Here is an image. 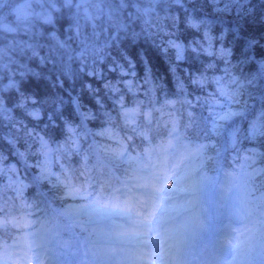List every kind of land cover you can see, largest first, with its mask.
<instances>
[{"label":"trees","instance_id":"1","mask_svg":"<svg viewBox=\"0 0 264 264\" xmlns=\"http://www.w3.org/2000/svg\"><path fill=\"white\" fill-rule=\"evenodd\" d=\"M256 71L264 76V0L230 6L215 0H0V217L26 202L43 224L55 223L47 242L59 250V260L80 262L72 233L56 212L69 196L56 177L41 178L47 176L41 141L51 149L47 166L60 177L69 174L75 182L89 171L104 180L107 169L97 154L111 160L123 147L141 150L146 138L155 144L173 115L183 133L177 144L213 138L206 145L211 166L252 145L264 171V137L251 133L264 113V78L255 93L242 86ZM197 78L205 83H193ZM221 86L230 104L241 98L243 104L252 93L253 100L242 115L210 125L213 102L227 101ZM120 104L136 107L134 123L125 120ZM73 135L77 150L70 147ZM18 233L6 221L0 242ZM92 251L106 253L99 245Z\"/></svg>","mask_w":264,"mask_h":264},{"label":"rangeland","instance_id":"2","mask_svg":"<svg viewBox=\"0 0 264 264\" xmlns=\"http://www.w3.org/2000/svg\"><path fill=\"white\" fill-rule=\"evenodd\" d=\"M84 1L87 2L88 0H84ZM215 1H216V3L219 4V6H230L231 4L238 2V0H215ZM85 5L87 6V4H85ZM25 11H27V10H24V8L20 9L21 13H24ZM171 43L173 44V46H176V50L178 52H180L181 48L179 46L177 47L176 42L171 41ZM95 52L96 53L94 54V56L90 57V59H87V61H85V63L91 62L92 58H96L95 55L97 54L98 51H95ZM84 57L87 58L86 53H85ZM258 71H256L257 73L256 72L248 73V74H251L250 79L248 81H244L242 83V86L245 88V90L247 92L248 91L252 92V90L255 89L253 91L255 93V91L259 88V85L262 84V80H263L264 76L262 74L261 78H259ZM248 82H250V85L248 84ZM262 87H264V86H262ZM246 94H245V96H246ZM252 96H253V93H252ZM252 96L250 99L245 100V102L243 104H242V102L240 103V101L243 100L242 98L239 101L238 100H232L231 105L227 106L217 116L216 125H217L218 119L221 120V123L223 124L225 120H227L233 116L242 115L244 113V108H245L246 104L251 103V101L253 100ZM120 106H121L120 110L123 113V115L125 116V118L128 121H133L136 107L134 105H128V104H120ZM261 116L262 117L255 120V122H254L255 124H252L251 133H253L254 137H259V136L264 137V113H262ZM173 134H174V132L169 133V135H171V136ZM41 142L45 145L44 140H42ZM46 147L49 149L48 145H46ZM193 148H197V147H193ZM193 148H190L188 150H184L183 153H181V155H179L178 157H175V158H178L179 164L174 165V166L175 167L178 166V168H180L181 170L184 169L183 168L184 161L187 159H191V157L194 156L198 152L197 151V152L193 153L192 152ZM198 150H199V147H198ZM172 151H173V148L169 145L161 151V154L165 158L166 166H164V167L163 166L162 167H159V166L152 167L153 171L155 172L154 177L142 179L141 180V186H139L140 183L135 184V185L132 184V186L130 187L131 191L129 193V197H127L129 202L132 201V198H134V196L137 197V195L135 193L145 192L146 191L145 188L148 187L149 184L153 185L150 189H155L154 187L156 186L157 183H161V182L165 183V181L167 179L168 180H171V179L175 180L174 177H179V172L181 170L176 171L174 169H170L169 167H171L172 164L169 160L166 159L167 158L166 155ZM47 158L49 159L48 156H47ZM91 162L92 163L96 162L94 155H91ZM9 163H11V162H9ZM5 167L6 166H3V168L1 170L6 171ZM161 169H163V170H161ZM230 176H231L230 169H223L222 170V176L220 177L219 181L217 182L218 185L216 188V196H215V199H212V200L207 199V193L209 192L208 191V188H209L208 185L212 181L215 183V176H214V179L213 178H210V179L207 178L205 182L199 181V180H196L193 178L192 179H186L184 181H180L179 182V189L182 190L185 187H189L188 190L189 191L191 190L190 191L191 196L188 197V201L186 199L182 200V202H183L182 205H180L176 209H174V208L176 206H178L179 203L175 202V201H171L172 204L170 203V206H171V208H173V210L171 212L170 211L167 212L164 216H162L163 222L160 223V225L157 227V228H159V232L154 234V235L162 234L160 236V240L155 241L157 243L148 244V245H146V248H145V247L139 245L136 240H130V241L125 240L124 241L125 237H118V236H115L113 238H117V239H115L116 241H124V242H128L130 244L131 254L134 255V258H135V261L137 264H143V263L146 264V262L149 263L148 260H153L154 262H156V264H173V262L177 259V257L181 256L174 251L175 242H177L178 239L180 238L179 233H187L188 236L196 234L195 228H192L191 226H197L201 231L205 230V234H203V235L207 238H220V236H217V235L222 230H225L223 235H224V237H226L225 232H231V231H233V229L241 227V226H239V222H241V219L243 218L242 211H247L245 205H249L247 193L239 190L237 188V186L235 185V183H237L238 180L234 182V181H232V179H229ZM229 183L233 185L232 188H230V189L227 188ZM189 184L191 185V187L189 186ZM62 186L65 189V191L67 189L73 190V194L71 196H69V199L66 198L67 199V201H65V203L67 205L66 208L64 210H62V214L64 216H66L68 219H75L78 221L81 219V217H83L85 215L88 216L90 219H94V218H98L101 213H102V215L106 214L102 211H100V213L98 212L99 209L105 208L104 205H101L98 203V200H97L98 198H96L94 196H88L89 197L87 199L88 205H86L87 203H84V201L82 202V201L75 198V197H77L78 194L75 192L73 187H70L67 185L65 180H64V184H61V187ZM167 186H175V184L173 185V183H170ZM62 192H63V189H62ZM62 194L64 195V193H62ZM60 195H61V193H60ZM106 198L107 197L102 198V199L106 200ZM219 199L222 200L223 201L222 203L226 204L227 206H231L232 218L224 220V222L222 224L217 223V224L210 225L211 224V218L209 215L205 216L204 220L201 219L199 215L207 206H211V205L216 206V204H218ZM93 203L96 205L91 206V204H93ZM185 205H186V207H185ZM154 206H155L154 202L153 203L150 202L148 205L145 206V208H147L148 213H152L151 210H152V208H154ZM156 207H157V205H156ZM111 211H114L115 214H117V213H119L120 210L118 208L111 207ZM11 221L13 223H17V224H20L22 226L28 227L29 225H31V223H33L34 218L32 216L31 217H25V215H23V214H18L16 216H14V218H12ZM123 224L128 225V223H126V222H124ZM241 225H243L244 228H247V226H246L247 222L246 221L243 222ZM111 226L114 227V225H112V224H111ZM151 227H153V228H151ZM106 228L108 229V231H107L108 234L113 232V229H111V227L106 226ZM115 228H117V227H115ZM157 228L154 229V226H150L149 229L143 230V231H145L143 236L144 235H153V233H150L149 230L150 231L153 230V232H154ZM210 228H212V232H214V235H213V233L210 234V232H209ZM114 232L117 233V235H122L120 233L125 234L124 231H121V232L114 231ZM244 233H246V231H244ZM129 235H131V234H129ZM211 235H213V237H210ZM44 238H45L44 233L39 231L37 233H31L29 235H25L24 238L20 239V245L19 246H4V247L0 248V264L5 263V262H10L12 264H48V262L45 260V258L49 259L51 251H50L49 246L43 242ZM141 240H149V238L147 236H144L141 239V237H140V242H141ZM158 241H159V243H158ZM160 241L163 242V245L160 246L159 249L155 250V248H157L160 245V243H161ZM198 241L199 240L197 239L196 242L194 243V245H193L194 249H192V253L196 252L195 249L199 246L200 242H202V240L199 242ZM225 243H226L225 239L220 238L218 244L223 245ZM154 245H156V246L153 249L152 246H154ZM164 246L166 247V253H164V255H162L158 251H160ZM177 246H178V243H177ZM141 251L147 252V254L144 255V254H142ZM149 256H150V258H149Z\"/></svg>","mask_w":264,"mask_h":264},{"label":"bare ground","instance_id":"3","mask_svg":"<svg viewBox=\"0 0 264 264\" xmlns=\"http://www.w3.org/2000/svg\"><path fill=\"white\" fill-rule=\"evenodd\" d=\"M179 182L180 180H176V181H173V185L175 184V186H162V184H160V193L163 194V197H160V194H157L156 196H154L153 194L151 196H153L156 200L159 201L160 205L163 206L162 208H160L156 213H154L155 216H159L161 215L163 212L164 214L167 213V212H171V210L173 208H171L170 206V202L171 201H175V202H178V206H176L175 208H178L180 205H182V200H187L188 201V197H190V191L188 190L189 187H185L184 189L180 190L179 189ZM194 195V194H193ZM192 195V196H193ZM151 197V198H153ZM153 203V202H152ZM186 207V205H185ZM103 211V210H102ZM115 211V210H114ZM152 211V210H151ZM151 218V216L149 217ZM149 220V219H148ZM166 220V219H165ZM153 223L155 224V228H157L160 224V219H158L157 217L154 219ZM141 226L143 227V230H146V229H149L150 225L143 222L141 224ZM157 226V227H156ZM133 227H135L133 225ZM153 228V227H151ZM159 229V228H158ZM158 229H156V231H158ZM152 230V229H151ZM126 231H128V228H126ZM150 232V230H149ZM150 233H153V235H144V236H147L149 238V240H141L140 242V237H144L143 235L141 236H137V235H129L128 233H126V237L129 239V240H136L139 244L141 245H145L147 243L148 244H154V242L156 240H160L159 237L160 235L159 234H156L154 235L155 233L157 232H150ZM164 240V239H163ZM163 243H160V246H162ZM154 246H152L153 248ZM157 247V248H158ZM155 248V247H154ZM156 248V249H157ZM161 249V248H160ZM164 250H165V247H163L160 251H158L160 254L164 255Z\"/></svg>","mask_w":264,"mask_h":264},{"label":"clouds","instance_id":"4","mask_svg":"<svg viewBox=\"0 0 264 264\" xmlns=\"http://www.w3.org/2000/svg\"><path fill=\"white\" fill-rule=\"evenodd\" d=\"M121 72H122V73L124 72V69H123V68L121 69ZM141 72H142V69H141ZM135 74H136V73H133V75H135ZM87 75H88L89 77H91V76L93 75V73H92L91 71H89V72L87 73ZM216 79H219V77H217ZM125 83H129V84H130L131 81H126ZM165 83H166V85H167L169 82L166 80ZM193 83L204 84L205 81L202 80V79L197 78V80L193 81ZM86 86H88V85H86ZM33 102H35V101L33 100ZM172 103H174V102H172ZM189 103H193V102H192V101H189ZM31 115H33V116H37V115H39V112L37 111V112L31 113ZM188 115L191 116V115H193V114H192L191 112H189ZM171 131L174 132V133H177L178 135H182V134H183V133H181V131H180V129H179L178 121L175 120V119H174L173 122H172V130H171ZM68 132H69V133H74V129H73L71 126H69V127H68ZM70 140H71L70 147H71L73 150H77V149H79V147H80V143H79V140H77V139L75 138V135H73L72 137H70ZM62 147H63V145H62ZM50 151H51V149H48V148L46 147V142H45V157H46V159H45V161H44L45 167L41 169V172H45V173H47V176H42L41 178L47 180V179H48V176H54V177H56V180H57L60 184H64V180L60 177L59 173H57V172H53V171L51 170V168L47 166L48 163H49V161H48V159H47V154H48V152H50ZM65 151H67V149H65ZM197 151H198V147L192 149V152H193V153H195V152H197ZM68 155L71 156V152H69ZM83 159H84V161L86 162V161H87V155H85V156L83 157ZM245 161H251L252 163H255V157H253V156H249V155H247V154H243V153H242V154H241V157H240V162L234 165V167L236 168L237 171H236L235 173H230V174H231V175H238V174L240 173V171H241L242 169H244V167H245ZM61 167L63 168L64 165L62 164ZM65 172H67V169H66V168H65ZM259 172H260V169L257 167V168L252 169V171H251L250 173H248V174L251 175V176H255V175H258ZM48 183H49V184H53V182H52L51 180H48ZM72 194H73V190H72V189H67V190L65 191V193H64L65 196H71Z\"/></svg>","mask_w":264,"mask_h":264}]
</instances>
